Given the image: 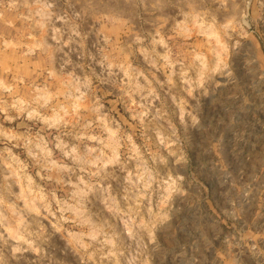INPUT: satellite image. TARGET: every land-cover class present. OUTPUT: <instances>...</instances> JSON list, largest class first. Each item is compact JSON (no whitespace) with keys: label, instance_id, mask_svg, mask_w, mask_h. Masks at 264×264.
I'll list each match as a JSON object with an SVG mask.
<instances>
[{"label":"rangeland","instance_id":"374dc122","mask_svg":"<svg viewBox=\"0 0 264 264\" xmlns=\"http://www.w3.org/2000/svg\"><path fill=\"white\" fill-rule=\"evenodd\" d=\"M0 264H264V0H0Z\"/></svg>","mask_w":264,"mask_h":264}]
</instances>
